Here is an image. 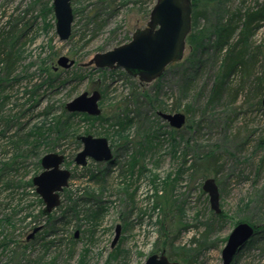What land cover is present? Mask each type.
I'll return each mask as SVG.
<instances>
[{
	"label": "rangeland",
	"instance_id": "374dc122",
	"mask_svg": "<svg viewBox=\"0 0 264 264\" xmlns=\"http://www.w3.org/2000/svg\"><path fill=\"white\" fill-rule=\"evenodd\" d=\"M52 1L0 0V31L11 33L7 51L16 58L6 79L0 56V264H144L153 253L180 264H222L240 222L256 234L231 264H264V90H255L264 74V21L244 37L247 51L258 54L250 75L237 66L223 77L240 32L219 49L211 26L222 10L254 11L264 0H223L191 19L189 34L209 27L202 46L187 40L182 59L150 83L89 61L128 43L156 0H72L71 35L63 41ZM60 56L74 64L59 67ZM95 90L99 116L65 111ZM160 113H183L185 124L173 129ZM82 135L106 138L112 160L76 165ZM51 152L64 157L71 175L59 206L44 214L31 178ZM208 178L218 186L219 214L202 189Z\"/></svg>",
	"mask_w": 264,
	"mask_h": 264
},
{
	"label": "water",
	"instance_id": "95a60500",
	"mask_svg": "<svg viewBox=\"0 0 264 264\" xmlns=\"http://www.w3.org/2000/svg\"><path fill=\"white\" fill-rule=\"evenodd\" d=\"M72 0H53L52 9L55 18V31L60 40H67L71 35L73 13ZM191 0H156L149 13V20L142 29L132 34L131 40L106 52L97 53L89 61L95 68L117 69L138 78L140 82L150 83L159 78L166 67L182 59L186 38L191 29ZM74 64L73 60L60 56L57 65L67 69ZM100 92H83L67 102L64 109L68 113H83L89 116H99L98 107ZM264 106V97L262 99ZM169 127L180 129L185 124L183 113H160ZM82 143L74 162L78 166H85L88 159L95 162H108L112 160V151L108 140L104 137L92 135L78 136ZM64 157L57 153H47L41 160L42 171L32 177L31 182L35 193L44 204L43 213L50 214L60 204V193L68 186L70 171L62 168ZM202 189L207 193L211 210L219 214V190L214 178L204 181ZM121 233L119 225L111 242L113 248ZM255 234V227L240 222L230 232L226 244L221 251L222 264H231L237 251ZM144 264H180L171 261L165 254H151Z\"/></svg>",
	"mask_w": 264,
	"mask_h": 264
},
{
	"label": "trees",
	"instance_id": "16d2710c",
	"mask_svg": "<svg viewBox=\"0 0 264 264\" xmlns=\"http://www.w3.org/2000/svg\"><path fill=\"white\" fill-rule=\"evenodd\" d=\"M223 0H191V6H192V14L191 19H193L194 22H198L199 19L204 18L206 15H208L207 10L217 4L219 7L220 4H222ZM197 15V16H195ZM223 15V16H222ZM226 15V16H225ZM222 16V17H221ZM216 20L215 23H212L214 25H211L213 28L212 33L218 34L217 36V47L219 49L223 47L224 45H227L231 38L235 36V34L239 33V41L236 43L228 55L226 56L224 60L223 65V77L228 76L232 71L236 69L237 66L241 68V72H244L246 75H250L254 72L255 67L258 63V54L255 53H249L246 49L247 45V38L248 35H253L256 30H258L261 26V21H264V5L258 8L257 10L250 11L248 9L244 13H241V8H238L234 10V12H230L227 10H222V14ZM196 17V18H195ZM244 18L243 22L241 20ZM197 24V23H196ZM209 27H203L202 31H200L198 34H188L186 41H191L194 39L195 47H201L197 46L204 40L206 36V32H208ZM11 33H8V31H0V56H2V60L5 63L4 69H6V79L9 78V75L14 70V64H15V56L12 54L11 49L7 51L8 47V35ZM246 34L245 36H243ZM241 44V45H240ZM240 45L239 49L237 47ZM222 49V48H221ZM237 49V50H235ZM174 64V63H173ZM172 65V64H171ZM264 68V67H263ZM254 69V70H253ZM257 70V68H256ZM262 78H264V74L262 77H257V85H255V90H264V83L262 82ZM216 85L214 90V95H217L221 93L223 90L221 84ZM71 116H75L74 114H69ZM217 158L214 156L211 159H207V164L216 163ZM205 164L204 161L202 163H198V168L202 167V165ZM192 169H195V166L192 167ZM205 171V169H204ZM256 234V232H255ZM5 243H0V247H4ZM155 254V253H153Z\"/></svg>",
	"mask_w": 264,
	"mask_h": 264
},
{
	"label": "flooded vegetation",
	"instance_id": "af4514ba",
	"mask_svg": "<svg viewBox=\"0 0 264 264\" xmlns=\"http://www.w3.org/2000/svg\"><path fill=\"white\" fill-rule=\"evenodd\" d=\"M100 95H101V94H100ZM100 98H101V97H100ZM40 160H41V159H40ZM40 160H39V165H40ZM40 167H41V165H40ZM41 171H42V168H41ZM63 191H64V190H63ZM63 191H62V192H63ZM62 192H61V193H62ZM61 193H60V197H61ZM248 224H249V223H248Z\"/></svg>",
	"mask_w": 264,
	"mask_h": 264
}]
</instances>
